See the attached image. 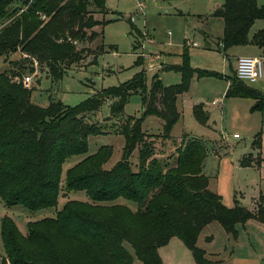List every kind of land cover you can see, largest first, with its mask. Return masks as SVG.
Listing matches in <instances>:
<instances>
[{"label":"trees","instance_id":"16d2710c","mask_svg":"<svg viewBox=\"0 0 264 264\" xmlns=\"http://www.w3.org/2000/svg\"><path fill=\"white\" fill-rule=\"evenodd\" d=\"M107 7L108 0H0V25L9 21L0 28V56L19 50L27 55L0 73V198L7 207L22 206L31 212L57 208L65 162L87 154L89 138L101 133L86 115L98 111L104 99L119 98L111 114L120 116L128 97L136 93L142 95L143 106V118L134 119L132 128H123L127 144L115 167L103 168L113 150L102 147L67 170L66 191L86 192L88 202L68 201L56 217L29 222L27 234L20 232L11 217L3 219L2 264H132L125 243L143 264H163L159 249L174 237L181 239L197 264H210L197 246L207 225L218 222L237 237L239 223L253 219L264 224L263 204L256 213L238 204L230 208L211 191L204 173L203 140L184 134L171 163L156 157L153 140L142 131L144 119L155 116L163 121V138L172 139L180 119L178 97L190 90L193 77H221L193 69L187 49L182 64L167 69L181 74L179 84L166 86L155 74L148 87L144 75L138 74L77 108L52 99L46 107L32 103L34 88H27L22 80L26 62L31 59L44 65L52 80H61L69 68L85 59L84 46H79L97 37L94 28L100 23L95 15L105 13ZM212 16L224 21L218 49L248 44L264 47V30L249 39L254 23L264 19V5L259 6L257 0H225ZM226 97L255 99L258 109L264 105V95L239 80L236 71ZM193 115L200 125L208 126L202 105L194 106ZM137 148L135 172L130 157ZM120 198L135 203L136 211L113 203Z\"/></svg>","mask_w":264,"mask_h":264},{"label":"rangeland","instance_id":"374dc122","mask_svg":"<svg viewBox=\"0 0 264 264\" xmlns=\"http://www.w3.org/2000/svg\"><path fill=\"white\" fill-rule=\"evenodd\" d=\"M224 2L108 0L105 13L95 15L100 23L94 28L97 37L79 46H84L85 59L69 68L61 80H52L44 65L31 59L26 62L22 79L27 76L32 78L29 87L34 88L32 103L46 107L52 99L61 101L68 108H77L89 99L129 83L138 74L144 75L148 87L155 74L161 76L166 86L179 84L176 80L181 81V74L165 70V66L181 65V55L187 49L192 68L221 77H193L189 92L178 98L180 119L171 133L174 138H163V121L155 116L144 119L142 131L153 140L156 157L168 159L171 163L177 156L184 134L203 140L206 146L204 173L209 177L211 191L218 193L227 207L238 204L256 213L260 204L264 206V105L258 109L255 99L226 97L229 82L235 76L226 57L231 56L234 66L232 56L252 57L248 54L252 53L253 48L232 46L226 51L216 50L217 39L224 33V21L212 15ZM257 2L260 6L264 5V0ZM24 10L19 11L17 17ZM8 23L6 21L0 27ZM260 26L264 28V19L254 23L249 33L250 39ZM207 43L211 44V49L206 47ZM26 57L21 50L0 56V73ZM257 81L264 83V78ZM119 101V98L104 99L98 111L86 115L89 123L101 128V133L89 138L87 154L70 157L65 162L63 190L57 208L31 212L22 206L7 207L0 198V264L5 259L1 227L6 216L15 221L21 233L27 234L29 222L56 217L68 201H89L86 192L66 191L67 170L96 154L102 147L113 150L112 157L103 167L105 170L112 169L122 160L127 144L122 131L127 125L132 128L134 119L143 118L142 95L136 93L128 97L123 113L114 117L111 106ZM215 101L216 105L213 104ZM196 105H202L208 114L209 128L196 121L193 115ZM247 161L252 165L244 166L243 163ZM130 163L136 172L139 148L133 151ZM113 203L126 204L133 211L137 209L135 203L122 198ZM236 231L237 237H234L220 223L212 222L199 235L197 246L205 253V259L210 264H264V224L252 219L245 224H237ZM124 247L132 256V264H143L131 245L125 243ZM159 254L163 264H197L192 252L178 237L160 248Z\"/></svg>","mask_w":264,"mask_h":264},{"label":"built area","instance_id":"2783aa9c","mask_svg":"<svg viewBox=\"0 0 264 264\" xmlns=\"http://www.w3.org/2000/svg\"><path fill=\"white\" fill-rule=\"evenodd\" d=\"M236 75L239 80L247 83H254L257 80L264 78V58L263 57L238 58L236 65ZM22 80L27 88L31 86L32 78L30 76L24 77ZM216 103L217 101L213 102V104ZM235 137H237V135H235Z\"/></svg>","mask_w":264,"mask_h":264},{"label":"crops","instance_id":"0c3cea01","mask_svg":"<svg viewBox=\"0 0 264 264\" xmlns=\"http://www.w3.org/2000/svg\"><path fill=\"white\" fill-rule=\"evenodd\" d=\"M225 3V2H224ZM223 3V4H224ZM222 4V5H223ZM221 5V6H222ZM259 5V4H258ZM221 6H218V8L219 7H221ZM260 6V5H259ZM262 6V5H261ZM217 8V9H218ZM216 9V10H217ZM215 10V11H216ZM261 28H259V31H261L262 29H264L263 28V26H260ZM251 31V30H250ZM258 31V32H259ZM250 33V32H249ZM224 34V33H223ZM255 36V35H254ZM253 36V37H254ZM223 37V36H222ZM222 37H219L218 39H217V41H218V44H219V42H220V40H221V38ZM250 37V36H249ZM209 39V38H208ZM250 39V38H249ZM253 39V38H252ZM252 39H250V40H252ZM195 44V45H194ZM192 45L193 46H195V47H197L198 45L196 44V43H192ZM251 47V48H253L252 49V51H250V52H252V53H250V54H248V55H250V56H252V57H263L264 58V47H259V46H257V45H254V44H248V45H244V46H237V47H233V48H241V47ZM208 49H211V44L210 43H207V46H206ZM232 48V49H233ZM216 50H220V49H218V47H217V49ZM232 57H234V59H235V63H234V66L232 65V63H231V56H227L226 58L228 59L229 58V64H230V69L231 70H233V71H236V65H237V56H232ZM181 58H182V55H181ZM183 60V59H182ZM178 65H180V64H177V65H167V66H165L166 68H165V70H167L169 67H171V66H178ZM194 69V68H193ZM207 72V71H206ZM235 73V72H234ZM161 77V76H160ZM162 79V78H161ZM175 80V79H174ZM181 80H182V76H181ZM176 82L177 83H181V81L180 80H176ZM244 84H248L247 82H243ZM252 85L250 86L249 84L247 85V86H249L250 88H252V89H254V90H257V91H260V92H262L263 94H264V83H259L258 81H256V82H254V83H251ZM254 84V85H253ZM229 86H230V82H229ZM189 92V91H188ZM187 92V93H188ZM187 93H185V94H183V95H181V96H184V95H186ZM181 96H179V97H181ZM178 97V98H179ZM177 102H178V100H177ZM217 104V103H216ZM216 104H214V105H216ZM178 106V105H177ZM207 116H208V114H207ZM209 117V116H208ZM209 123H208V126H204V127H207V128H209ZM174 138V137H173ZM235 138H237V137H235Z\"/></svg>","mask_w":264,"mask_h":264}]
</instances>
